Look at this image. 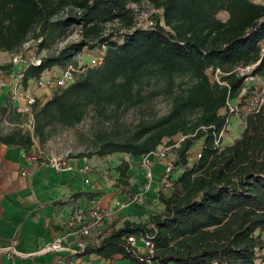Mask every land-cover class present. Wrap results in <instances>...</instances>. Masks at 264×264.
Listing matches in <instances>:
<instances>
[{"label":"trees","instance_id":"1","mask_svg":"<svg viewBox=\"0 0 264 264\" xmlns=\"http://www.w3.org/2000/svg\"><path fill=\"white\" fill-rule=\"evenodd\" d=\"M146 1L154 12L138 23L130 4ZM226 12L225 19L219 17ZM76 39L54 52L35 55L24 79L37 78L53 65L66 66L84 49L102 51L101 62L83 66L74 80L58 87L44 102L31 105L33 132L13 129L0 141L35 151L34 137L46 139L55 124L73 127L92 111L104 123H116L131 108L165 96L163 114L143 116L125 131L97 129L92 152L98 156L125 153L144 156L180 135L174 166L182 168L172 190L162 187V212L149 222L109 223L76 255L120 254L145 264L127 242L141 234L154 243L149 258L158 264H259L264 262V106L239 114L240 135L221 146L228 119L235 115L243 77L239 67L264 81V4L253 0H0V52L14 53L32 40L45 51L67 29ZM74 27V28H73ZM76 28V29H75ZM75 64V62H73ZM10 64L2 65L6 70ZM219 68L222 83L211 81L209 69ZM201 140L200 156L190 149ZM129 164L116 166L117 184L129 186ZM74 255V256H76Z\"/></svg>","mask_w":264,"mask_h":264},{"label":"crops","instance_id":"2","mask_svg":"<svg viewBox=\"0 0 264 264\" xmlns=\"http://www.w3.org/2000/svg\"><path fill=\"white\" fill-rule=\"evenodd\" d=\"M95 53L94 49H84L81 57L73 61L81 67L89 66L88 61ZM9 61L6 64H10ZM2 65L5 64L0 63V69ZM64 67L53 65L43 70L37 78L24 79L11 88L0 87V136L9 134L15 128L23 131L25 126L32 128V113L18 111L16 106L24 107V96L28 94L34 96L36 101L44 102L58 87L53 83L38 86V80L54 79L61 75ZM16 93L22 95L15 97ZM244 124L238 114L231 115L227 123L230 135L222 136L220 145L230 144L240 135ZM180 138L177 135L173 140ZM167 141L164 139L156 150L167 145ZM201 146L202 141L199 140L191 147L190 160L195 159ZM170 152L167 151V154L175 157L174 150ZM22 153L18 145L0 141V246L11 248L7 253H0V264H58L60 258L67 260L68 264H140L120 254L104 257L93 252L62 256L47 250V247L56 236L74 245L79 239L78 228L89 221L93 207L112 211L115 227H119L124 220L149 222L152 215L164 209L157 199L162 188L159 175L164 160L148 154L153 160L154 170L153 179L148 180L141 166L142 156L124 157L129 164V186L126 188L116 183V166L120 162L112 160L109 163L112 156H89L86 162L82 157L71 158L70 168L55 171L26 160ZM134 161L139 163L135 164ZM84 166L85 170L81 171ZM85 179L88 181L85 182ZM140 190L144 191V203L138 205L130 202L131 196ZM98 230L91 236H95ZM261 253H264V248ZM145 264L158 263L150 261Z\"/></svg>","mask_w":264,"mask_h":264},{"label":"built area","instance_id":"3","mask_svg":"<svg viewBox=\"0 0 264 264\" xmlns=\"http://www.w3.org/2000/svg\"><path fill=\"white\" fill-rule=\"evenodd\" d=\"M264 4V0H259ZM151 7V6H150ZM139 23V21H138ZM148 20L146 21L147 24ZM34 50L32 40L27 41L23 44V47L11 54L10 66L6 70L0 69V87L11 88L16 84L21 83L24 80V74L26 66L29 62L39 63V59L33 55L29 57L26 56V52ZM262 52H264V42H262ZM78 55L80 53H77ZM76 54V55H77ZM78 57H81L78 56ZM102 51H96L88 61L89 66L97 65L101 62ZM81 66H74L72 63H67L61 72V75L49 80H38V86L48 85L53 83L56 87H65L74 80L75 73L81 70ZM252 66L239 67L238 74L243 77L242 88L239 96L236 100H229L227 105L230 112L238 114L239 111H244L245 114L253 111H257L260 107L264 106V81L258 76L251 72ZM213 75V81L222 83L220 81L223 73L219 68L209 69ZM22 94H17L16 96H21ZM26 99L25 106H16V109L21 112H31V105L35 101L34 96L28 94L24 96ZM33 125V124H32ZM182 139L174 140L171 145H164L160 150H155L151 152L154 157L164 160L162 170L159 175V182L162 187L168 189L172 188L173 181L176 179L182 168L174 166V157L167 154V151L173 150L178 147L179 141ZM149 155H144L141 157V166L144 169L145 177L148 180H152L154 177L153 170V160L148 157ZM200 156L196 153V157ZM22 157L28 161L36 162L42 166H48L55 171H61L71 167V158L58 157L54 155H45L41 151H34L30 154L25 152L22 153ZM83 161L86 162L87 156H82ZM84 166L81 171L85 170ZM88 180L85 179V182ZM130 202L138 205L144 203V191L140 190L136 194H133L130 198ZM113 213L107 208L93 207L90 210V219L88 222L83 223L78 228L79 239L74 245H69L62 237H54L53 240L47 247V250H52L62 254V256H74L79 250H82L86 245V240L80 239V237H89L92 233L106 224L112 223ZM127 242L130 244L131 248L135 250L138 255H143L150 262L149 258L154 253V243L153 241L144 235L134 234L126 237ZM10 247L0 246V253H7L10 251ZM58 264H68L69 262L64 258H60L57 261Z\"/></svg>","mask_w":264,"mask_h":264},{"label":"rangeland","instance_id":"4","mask_svg":"<svg viewBox=\"0 0 264 264\" xmlns=\"http://www.w3.org/2000/svg\"><path fill=\"white\" fill-rule=\"evenodd\" d=\"M264 2V1H262ZM132 8L135 9L136 17L139 23L143 24L146 23L148 18L150 17L151 13L154 12V9L151 8L146 1H143L141 5H137L135 3L130 4ZM227 16L226 12H220L219 17L221 19H225ZM67 29L66 33L60 37L53 40L52 43L49 44L48 49L45 51H28L26 52V56L29 57L30 55L37 56L43 55L50 52H54L57 49L61 48L67 42L75 40L77 37L75 35L74 29ZM74 28V27H73ZM76 29V28H75ZM264 42V41H263ZM78 55L73 56V58L68 62L72 63L74 66L79 67V65H75L73 60H78ZM11 55L6 53L5 51L0 52V63L6 64L8 60H10ZM76 58V59H75ZM210 80L213 81L212 72L208 71ZM169 108V101L168 98L165 96L156 97L153 100H150L146 105L142 107H135L131 108L127 111L122 117H120L116 123H104L101 124L97 118L93 116L92 111L88 112L85 118L73 127H66L60 124H55L47 128L46 139L44 142L40 143L36 137H34L35 142V151H41L45 155H54L58 157H65V158H79L82 156H98V155H91L92 152V140L94 138V134L97 129H105V130H119L120 132L125 131L129 128L132 124L137 122L138 119L142 118L143 116H147L148 114L151 115L152 113L156 114H163ZM244 111H239L238 115L243 113ZM24 131H28L30 133L33 132V128L25 126ZM230 129L226 127V132L222 133V136H229ZM235 139V138H234ZM171 150H169V153ZM169 155V154H168ZM112 156L113 159H109V163L112 160L121 161L124 157L130 156L125 153L117 152L109 154ZM171 156V155H170ZM192 161V160H190ZM135 164H138V161H134ZM171 189V188H170ZM169 189V191H170ZM261 235L264 238V232L261 231ZM264 254V253H261ZM259 264H264L262 261H258Z\"/></svg>","mask_w":264,"mask_h":264}]
</instances>
